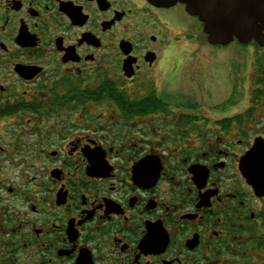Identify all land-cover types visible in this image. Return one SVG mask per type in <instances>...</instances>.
<instances>
[{
	"label": "flooded vegetation",
	"instance_id": "1",
	"mask_svg": "<svg viewBox=\"0 0 264 264\" xmlns=\"http://www.w3.org/2000/svg\"><path fill=\"white\" fill-rule=\"evenodd\" d=\"M184 8L0 0V264H264V44L244 119L175 115Z\"/></svg>",
	"mask_w": 264,
	"mask_h": 264
},
{
	"label": "rangeland",
	"instance_id": "2",
	"mask_svg": "<svg viewBox=\"0 0 264 264\" xmlns=\"http://www.w3.org/2000/svg\"><path fill=\"white\" fill-rule=\"evenodd\" d=\"M181 18L175 20L181 25L174 27L179 39L171 46L174 63L168 58V79L161 76L163 81H156L161 90L158 95L171 102L178 116L187 110L205 120L233 114L244 119L251 48L235 40L225 46L210 45L196 18Z\"/></svg>",
	"mask_w": 264,
	"mask_h": 264
},
{
	"label": "water",
	"instance_id": "3",
	"mask_svg": "<svg viewBox=\"0 0 264 264\" xmlns=\"http://www.w3.org/2000/svg\"><path fill=\"white\" fill-rule=\"evenodd\" d=\"M156 6L181 3L202 24L208 44L225 46L234 39L264 44V0H148ZM251 165L248 170L247 166ZM240 169L255 191L264 193V144L256 140L240 162ZM263 178H260V177Z\"/></svg>",
	"mask_w": 264,
	"mask_h": 264
}]
</instances>
